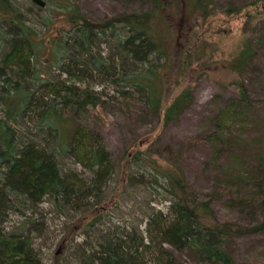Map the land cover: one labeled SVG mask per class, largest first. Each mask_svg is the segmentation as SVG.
<instances>
[{"label":"trees","instance_id":"1","mask_svg":"<svg viewBox=\"0 0 264 264\" xmlns=\"http://www.w3.org/2000/svg\"><path fill=\"white\" fill-rule=\"evenodd\" d=\"M50 1L55 9L65 11L69 29L48 42L46 18L40 28L31 27L14 8H8L6 0H0V8L8 9L7 15L0 13V19L9 22L0 28V264H44L33 238L7 231L6 223L11 215L19 214L28 228L34 223L29 214H36L45 201L59 213L90 216L86 227L105 222L104 207L110 198H106V190L114 175L109 152L99 133L72 125L73 117L105 104L103 94L93 91L91 84L114 85L126 101L136 98L149 113L163 115L164 125L177 120L193 97L187 89L163 112L162 73L170 60L167 40L159 28L167 21L161 13L169 8L164 0H146L153 4L149 11L126 14L105 24L87 20L69 0ZM184 3L190 16L212 8L209 0ZM257 4L264 0L252 6ZM118 24L123 25L122 32ZM105 45L107 54L102 48ZM251 56L252 45L246 43L232 61V71L243 74ZM237 88L239 99L232 106L242 125H249L256 112L245 83L238 81ZM258 117L257 125H262L264 118ZM218 122L211 136L216 155L230 151L229 157H236L241 168H246L245 159L232 150L241 148V141L229 139L234 135ZM261 138L259 150L249 158L256 168L244 175L247 186L252 185L253 199L248 202L262 198V222L248 227L221 225L211 206L216 194L201 199L178 170L160 167L148 149L137 150L130 158L126 155L122 173L126 182L122 179L120 184H126L127 191L128 186L144 183L147 194L169 203L168 211L149 215L146 237L136 227L129 229L127 223L126 232L115 228L101 233L99 247L86 264H183L166 244L205 264H236L230 243L247 234L264 233ZM69 161L82 170L68 168ZM236 175L228 176L226 183L240 193L235 181L246 182ZM116 193L122 195V191Z\"/></svg>","mask_w":264,"mask_h":264},{"label":"rangeland","instance_id":"2","mask_svg":"<svg viewBox=\"0 0 264 264\" xmlns=\"http://www.w3.org/2000/svg\"><path fill=\"white\" fill-rule=\"evenodd\" d=\"M6 1L8 8H14L20 20L31 27L40 28L46 18L50 27L46 33L48 42L69 29L65 11L55 9L50 0H43L47 3L46 8H40L33 0ZM209 1L210 10L194 12L190 16L184 0H164L169 8L161 13L166 15L167 21L159 28L167 40L170 60L162 73L163 112L183 91L190 89L193 95L190 106L177 120L164 125L163 115L149 113L136 98L126 101L115 91L114 85L91 84L93 91L103 94L105 104L73 117L72 125L99 133L109 152L114 175L106 190V198H110L104 207L105 222L96 228L86 227L90 216L80 218L81 214L73 211L59 213L49 201L39 206L36 214H29L34 223L28 228H25L24 217L11 215L6 230L29 234L44 264H86L87 258L99 247L97 237L101 233L115 228L126 232L127 223L129 229L136 227L138 233L146 237L149 215L158 210L167 213L169 203L147 194L144 183L143 186H128L127 191L126 184H120L122 179L126 182V174L122 175L124 159L126 155L132 157L137 150L148 149L160 167L178 170L201 199L216 194L214 196L218 198L211 206L221 225L248 227L262 222L259 211L262 198L248 202L253 199L252 185L247 186L244 173L254 172L256 165L249 158L259 150L261 137H264V123L257 125L258 115L264 118V4L252 6L257 0ZM69 2L96 24L153 8L146 0ZM7 10L0 8L2 16L7 15ZM8 23L0 19V28ZM118 26L122 32L123 25ZM246 43H251L253 56L248 58L245 72L237 75L232 71V61ZM102 48L107 54L105 48L108 46ZM238 81L245 83L256 112L249 125H242L234 105L239 99ZM217 119L222 129L226 128L234 135L229 139L241 141V148L232 150L245 159L246 168H241L236 157H229L230 151L216 155L211 136L217 131ZM69 162L68 168L82 170ZM235 173L239 174L236 178L246 182L235 181L240 193H234L236 191L226 183L228 176ZM116 190L122 191V195L118 196ZM165 247L183 264H205L186 251L168 244ZM229 250L236 264H264V233L236 238L230 243Z\"/></svg>","mask_w":264,"mask_h":264},{"label":"water","instance_id":"3","mask_svg":"<svg viewBox=\"0 0 264 264\" xmlns=\"http://www.w3.org/2000/svg\"><path fill=\"white\" fill-rule=\"evenodd\" d=\"M35 4H37L40 8H46L47 3L43 0H33Z\"/></svg>","mask_w":264,"mask_h":264}]
</instances>
